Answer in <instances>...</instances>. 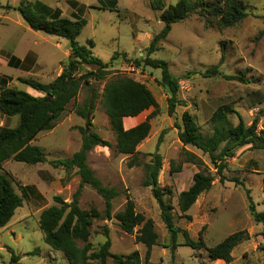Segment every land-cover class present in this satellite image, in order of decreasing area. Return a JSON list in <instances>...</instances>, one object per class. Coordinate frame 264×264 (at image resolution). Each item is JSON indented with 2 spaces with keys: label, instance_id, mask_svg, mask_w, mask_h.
I'll return each instance as SVG.
<instances>
[{
  "label": "rangeland",
  "instance_id": "obj_1",
  "mask_svg": "<svg viewBox=\"0 0 264 264\" xmlns=\"http://www.w3.org/2000/svg\"><path fill=\"white\" fill-rule=\"evenodd\" d=\"M22 1H38L59 10L62 17L82 21L76 41L86 48L87 42L92 41V55L103 63H108L115 53H126L129 60H143L150 41L163 26L159 21L160 13L151 8L152 0H0V87L18 89L34 97L42 95L23 85L20 79L53 81L61 73L69 50L67 41L28 28L13 10ZM156 1L165 7L178 2ZM241 1L246 6L247 16L238 25L223 31L205 30L193 14L174 24L167 38L157 44V51L150 55L152 59L164 61L170 73L178 78L179 104L172 115L167 108L168 94L158 83V69L134 67L121 58L112 62L108 70L143 84L157 103V109L123 120L124 128L130 129L154 114L149 134L137 146L135 156L121 155L114 149V135L102 106L104 80L82 87L75 100L79 106L92 99L89 127L88 120L75 113L71 102L55 126L40 133L32 142L43 151L45 163L30 166L9 160L3 164L1 173L7 175L22 204L7 226L0 229V264H11L9 250L19 257V264H68L62 253L53 251L43 242L38 218L41 211L54 205V197L70 203L79 187L76 169L53 168L49 162L69 159L79 151L80 128H88L111 146L93 147L86 160L100 183L117 192L111 201V215L122 210L130 199L136 212L153 221L158 236L157 245L151 248L150 258L145 262V248L135 244L134 235L123 233L114 219L94 221L89 239L94 250L108 238L111 254L126 256L137 251L140 264H213L216 261H209L204 250L183 246V231L194 241L201 232L207 248L214 247L230 234L246 231L248 239L233 249L230 264H264L263 227L250 216L247 200L251 198L257 212L264 210L263 152L249 145L237 148L233 156L226 159L222 172L225 181L221 183L208 157L183 146L178 139L184 112L194 117L203 136H209L210 117L221 106L230 108L227 117L233 125L239 118L246 126L257 119V132L264 129V35H260L264 29V0ZM12 57L19 64L9 62ZM218 64L222 76L203 77L206 69ZM82 68L95 69L94 66ZM223 76H241L244 82L229 81ZM17 123V117L6 118L0 114V128H14ZM185 153L199 157L215 180L211 189L201 194L182 215L177 207V196L191 185L193 175L198 172L196 166L185 163ZM155 155L161 161L157 184L171 190L172 195L165 197V201L172 206L174 225L180 230L175 251L170 248L169 234L150 187L142 186L144 165ZM130 162L136 165L129 166ZM78 205L83 210L94 207L103 212L105 209L103 199L88 186L80 189ZM35 251L37 254L28 255ZM106 264L114 263L108 259Z\"/></svg>",
  "mask_w": 264,
  "mask_h": 264
},
{
  "label": "trees",
  "instance_id": "obj_2",
  "mask_svg": "<svg viewBox=\"0 0 264 264\" xmlns=\"http://www.w3.org/2000/svg\"><path fill=\"white\" fill-rule=\"evenodd\" d=\"M150 5L153 10L160 13L159 21L163 26L150 41L146 50L147 57L143 60H129L126 53H115L108 63H103L92 55V41L87 42L88 48L78 45L76 39L81 32L82 21L62 17L59 10L50 9L38 1H22L13 8L30 30L67 41L69 56L59 76L49 83L30 78L20 79L23 85L41 94L40 97H34L18 89L0 87V114L6 118H18L14 128H0V229L7 226L22 204L7 175L1 173L3 164L9 160L30 166L45 163L43 151L32 145V142L40 133L50 131L55 126L71 102L75 113L88 120L89 127L91 125L89 117L93 109L92 99H87L79 106L75 102L82 87L106 80L102 93V106L114 135V149L118 154L133 157L137 154V146L149 134L150 119L154 114L130 129L124 128L123 120L135 118L149 109L155 110L157 103L143 84L108 70L112 62L121 58L126 64L134 67L142 65L158 69L160 72L158 83L168 94L167 108L169 115H172L179 104L178 78L170 73L164 61L150 58V55L157 51V44L167 38L174 24L183 22L193 14L198 17L205 30L215 31L230 29L247 16L246 6L241 0H178L176 4L168 7L152 0ZM260 35H264V29ZM11 61L16 65L19 64L14 57L9 60ZM83 66H94L95 69L83 70ZM202 75L205 78L222 76L219 64L209 67ZM223 77L229 81L244 82L241 76ZM230 111L229 107L221 106L213 112L209 120L211 125L209 136H203L194 117L184 112L181 115L178 133V139L183 146L192 147L208 157L221 183L225 181L222 172L225 169L226 159L232 157L237 148L249 145L264 154V129L257 132V119L246 126L239 118L238 123L233 125L227 117ZM79 132L82 138L79 151L69 159L49 162L53 168L76 169L80 184L70 203H65L60 197H54V205L40 212L38 227L43 235V242L53 251L62 253L68 264H106L108 259L114 264H140L137 251L126 256L111 254L108 238L95 250L89 243L94 221L114 219L123 233L134 235L135 244L144 246V261L148 262L151 248L157 245L158 239L153 221L136 212L134 203L130 199L126 200L122 210L111 215V201L117 196V192L113 188L104 187L86 162L87 154L93 147L110 148L111 146L88 128H80ZM184 161L196 166L198 172L193 175L191 185L177 196V207L182 215L190 210L201 194L211 189L215 180V176L196 155L185 153ZM133 165L136 164L129 163V166ZM160 168V157L155 155L150 163L144 165L145 178L142 186L150 187L159 207L160 219L169 234L170 248L175 251L180 230L174 225L172 206L165 201V197H170L172 192L169 188L162 189L157 184ZM83 186H88L103 199L105 205L103 212H99L94 207L88 210L79 207L78 197ZM247 200L250 216L255 223L263 227L261 237L264 240V210L257 212L251 198L247 197ZM185 217L189 219L188 216ZM183 238L184 247L204 250L209 261L220 260L230 264L233 260L231 256L233 249L247 240L248 235L246 231L235 232L211 248L205 246L201 232L196 241L190 239L185 231ZM9 252L11 264H19V257L11 250ZM35 254L36 251L28 255Z\"/></svg>",
  "mask_w": 264,
  "mask_h": 264
},
{
  "label": "crops",
  "instance_id": "obj_3",
  "mask_svg": "<svg viewBox=\"0 0 264 264\" xmlns=\"http://www.w3.org/2000/svg\"><path fill=\"white\" fill-rule=\"evenodd\" d=\"M213 264H225L223 261L217 260L215 263Z\"/></svg>",
  "mask_w": 264,
  "mask_h": 264
}]
</instances>
